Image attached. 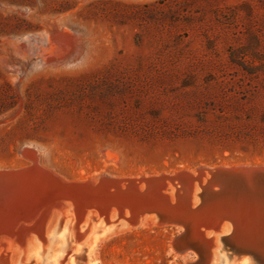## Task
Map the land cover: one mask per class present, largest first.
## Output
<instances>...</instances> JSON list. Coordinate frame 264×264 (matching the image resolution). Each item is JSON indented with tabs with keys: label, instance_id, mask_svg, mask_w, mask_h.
<instances>
[{
	"label": "rangeland",
	"instance_id": "obj_1",
	"mask_svg": "<svg viewBox=\"0 0 264 264\" xmlns=\"http://www.w3.org/2000/svg\"><path fill=\"white\" fill-rule=\"evenodd\" d=\"M263 114L264 0H0L1 168L33 165L26 146L72 180L264 163ZM253 125L257 140H236ZM63 221L19 264H93L106 222L70 244ZM181 231L112 233L96 262L186 264L198 255L174 248ZM215 250L202 264H252Z\"/></svg>",
	"mask_w": 264,
	"mask_h": 264
},
{
	"label": "bare ground",
	"instance_id": "obj_2",
	"mask_svg": "<svg viewBox=\"0 0 264 264\" xmlns=\"http://www.w3.org/2000/svg\"><path fill=\"white\" fill-rule=\"evenodd\" d=\"M74 59L75 58H72L71 56L67 61L70 62ZM38 62L39 61H37V63ZM26 147H23L21 152L24 154H31V160L34 162L33 165L23 169H5L0 167V264H19L18 255L22 253V250L31 249L37 242V239L40 240L41 238H44L46 234L55 231L57 228L56 224L60 221L62 222L63 219L60 240H63V236L69 233L67 227L70 224L72 226L70 244L73 240L78 243L84 241L85 230L82 231V228L87 225V220H89L92 209H96L99 213L95 217L96 221L102 220L106 222L105 226H102L101 222H98L97 227L94 226L93 229L94 234L97 229L100 231V235L94 236L90 248V255L93 264H98L95 256L97 246L103 238L110 234L139 227L166 224L165 222H160L155 216L147 218L140 224L133 222L128 224L127 220L124 219L114 221V209L110 215L104 216V214L107 213V210H109L110 205L116 206L120 203L122 209L124 207L132 206L122 200L120 202L119 199L115 202L108 203L104 198L107 190V187L105 188V186H103L105 189L101 187L99 190H96L97 188L94 186L92 192L87 193V190H84L80 195L75 191H70V189L67 194L62 192V190L56 191L55 187L53 192L50 183L54 180V176H57L60 179L63 177L61 178L49 169L41 167L38 163V158L35 152L26 149ZM32 169H34V171H32ZM102 172H107L108 174H111V176L119 179L132 177L131 174L119 175L109 171ZM144 172V170L140 171V173ZM204 176L197 179L195 178L194 181H190L191 183L189 182L185 188L184 195H178L177 199L175 198V188L169 186L170 192L167 194V200L174 206L176 205L177 200L178 203L179 200H182L184 204L188 208L194 210L196 214L198 211L201 212L202 209H199L198 206L202 201L204 203L207 198L213 200L214 195H216L218 190L222 188L221 186L216 187L214 184L206 185V178ZM89 178H92L91 180L95 182L96 175L89 176L85 180H88ZM239 196L242 197L244 195L239 194ZM259 196L264 198V194ZM62 197H66L69 201L64 203ZM244 198L240 200V203L245 206L242 211L244 222H251V224L253 222L254 224L256 222V211L255 209L246 207L247 203ZM217 208L219 209L221 207L217 206ZM246 209L252 212L246 213ZM61 211L62 215L60 214ZM211 212L212 211H208L206 216L201 215L197 218L196 222L192 223L189 230L187 229L186 231L188 242L191 243V241H194V245H196L198 249V260L196 261V264H202L204 261L208 260V256L214 252V255L217 256V250H215V248L219 246V242L222 240H227L229 243L234 241L236 235L235 231L239 228L237 223L235 224L236 226L232 224L229 213L225 212L227 214L213 216L211 215ZM125 216H127V214H125ZM69 217L72 219L66 221ZM253 224L251 226H253ZM182 240L184 242V239ZM65 246L66 245H64V248ZM74 246L75 245H73V247ZM255 253L247 251L246 254H252V257H254V260L256 261L260 260V256L264 259L263 254H258L257 252L258 255H256ZM14 259L15 261H13Z\"/></svg>",
	"mask_w": 264,
	"mask_h": 264
},
{
	"label": "water",
	"instance_id": "obj_3",
	"mask_svg": "<svg viewBox=\"0 0 264 264\" xmlns=\"http://www.w3.org/2000/svg\"><path fill=\"white\" fill-rule=\"evenodd\" d=\"M202 176L206 178V185L214 184L216 187L221 186L222 188L214 195L213 200L207 198L204 203L202 201L203 204L201 203L198 206L199 209H202L201 212L197 210L196 214L182 200H179V203L177 200L178 204L176 203L175 206L171 205L167 200V194L170 192L169 186L175 188V198L177 199L178 195H184L185 188L190 181ZM54 177V180L50 183L53 192L55 187L56 191L62 190V192L67 194L70 189V191H75L80 195L84 190H87V193L92 192L94 186L97 188L96 190L105 186L107 190L104 198L108 203L119 199L120 202L122 200L132 205L123 209L120 203L116 206L110 205L104 216L110 215L114 209V221L124 219L127 220L128 224L132 222L140 224L147 218L155 216L160 222H165V225L179 226L182 231L174 238L173 246L180 254H186L191 250L198 254L194 241L188 242L186 231L187 229L189 230L192 223L196 222L197 218L201 215L206 216L208 211H212L211 215L213 216L229 213L232 224L235 225L237 223L239 227L238 230L236 229L237 232L235 231L234 241L229 243L227 240H222L223 247L226 250L231 249L230 254L237 256L236 259L238 260L241 257L240 255L246 254L247 251L250 253L256 252V255L260 253L264 255V198L259 196L264 194V163L222 164L215 166L202 164L194 168H182L171 171L152 173L145 171L137 175L133 174L132 177L125 179L116 178L107 172H100L96 175L95 182L91 180L92 178L88 180H72ZM105 188L103 187V189ZM239 194H243L245 198L244 196H239ZM243 198L246 200V207L256 211V222L254 224L252 222L253 226H251V222H244L242 211L245 206L240 203ZM62 200L64 203L69 201L66 197ZM217 206L221 207L222 210L221 208L218 209ZM249 212L252 211L246 209V213ZM60 214L62 215V211ZM97 214H99L98 211L92 209L90 217L94 218ZM182 239H184V242ZM251 257L252 254L250 255ZM197 260H191L186 264H196ZM251 261L252 264H264L263 257L258 261L252 257Z\"/></svg>",
	"mask_w": 264,
	"mask_h": 264
},
{
	"label": "trees",
	"instance_id": "obj_4",
	"mask_svg": "<svg viewBox=\"0 0 264 264\" xmlns=\"http://www.w3.org/2000/svg\"><path fill=\"white\" fill-rule=\"evenodd\" d=\"M263 118H264V114H263ZM263 122H264V119H263ZM246 129H247V127L244 129V133H243V131L236 133V140H238V141H239V139L244 140L247 136L250 139H256L253 137V134H252L254 132V125L252 127H249L248 131H246ZM262 134H263L262 135V138H263L262 143H264V132Z\"/></svg>",
	"mask_w": 264,
	"mask_h": 264
}]
</instances>
